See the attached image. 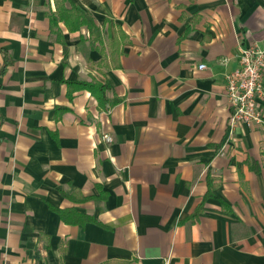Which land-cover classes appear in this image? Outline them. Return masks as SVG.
Segmentation results:
<instances>
[{
    "label": "crops",
    "instance_id": "0c3cea01",
    "mask_svg": "<svg viewBox=\"0 0 264 264\" xmlns=\"http://www.w3.org/2000/svg\"><path fill=\"white\" fill-rule=\"evenodd\" d=\"M70 4L102 45L55 0H0V264H264V127L231 130L227 99L264 0Z\"/></svg>",
    "mask_w": 264,
    "mask_h": 264
},
{
    "label": "built area",
    "instance_id": "2783aa9c",
    "mask_svg": "<svg viewBox=\"0 0 264 264\" xmlns=\"http://www.w3.org/2000/svg\"><path fill=\"white\" fill-rule=\"evenodd\" d=\"M236 59L238 68L227 76L229 127L231 130L241 124L264 127L261 110V100L264 98V49L257 45L241 46ZM199 69H206V65L201 64ZM103 139L107 143L113 141L109 135Z\"/></svg>",
    "mask_w": 264,
    "mask_h": 264
},
{
    "label": "trees",
    "instance_id": "16d2710c",
    "mask_svg": "<svg viewBox=\"0 0 264 264\" xmlns=\"http://www.w3.org/2000/svg\"><path fill=\"white\" fill-rule=\"evenodd\" d=\"M67 3H70V0H55L56 12L49 15L51 26L54 28L59 22H63L71 32L79 31L81 28L86 27L89 30L91 39L102 45L101 30L97 26L93 16L73 4L67 7ZM125 39L126 36L124 33L118 30L115 37L110 42V57L114 66L119 65V57L121 54L120 47ZM101 52L103 53V50H101ZM79 85L84 89H88L98 99L99 104L104 106L106 102L105 93L108 90L107 84L99 82H82L79 83ZM60 214L66 223L78 224L85 223L89 220L86 216L72 212L60 211Z\"/></svg>",
    "mask_w": 264,
    "mask_h": 264
}]
</instances>
